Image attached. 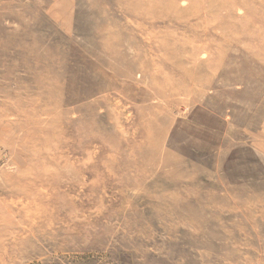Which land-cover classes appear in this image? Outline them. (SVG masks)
I'll list each match as a JSON object with an SVG mask.
<instances>
[{
    "label": "rangeland",
    "instance_id": "1",
    "mask_svg": "<svg viewBox=\"0 0 264 264\" xmlns=\"http://www.w3.org/2000/svg\"><path fill=\"white\" fill-rule=\"evenodd\" d=\"M0 264H264V0H0Z\"/></svg>",
    "mask_w": 264,
    "mask_h": 264
},
{
    "label": "bare ground",
    "instance_id": "2",
    "mask_svg": "<svg viewBox=\"0 0 264 264\" xmlns=\"http://www.w3.org/2000/svg\"><path fill=\"white\" fill-rule=\"evenodd\" d=\"M80 188V187H79ZM35 204V203H34ZM37 208V207H36ZM19 215V214H18ZM21 216V215H20ZM7 224V223H6Z\"/></svg>",
    "mask_w": 264,
    "mask_h": 264
}]
</instances>
